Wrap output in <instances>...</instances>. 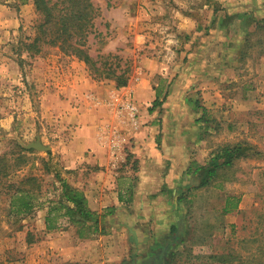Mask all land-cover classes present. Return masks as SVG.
I'll list each match as a JSON object with an SVG mask.
<instances>
[{
  "label": "rangeland",
  "instance_id": "1",
  "mask_svg": "<svg viewBox=\"0 0 264 264\" xmlns=\"http://www.w3.org/2000/svg\"><path fill=\"white\" fill-rule=\"evenodd\" d=\"M224 1L234 6L235 0ZM93 2L100 15L86 46L93 59L103 56L97 66L107 59L117 73L126 68L129 81L145 78L153 89L162 87L161 104L175 93L181 102L194 105L207 120L200 127L204 162L219 145L237 141H247L257 151L207 187L188 191V231L170 253L169 264H264V4L248 17L234 15L235 8L221 0ZM254 17L260 20L252 29ZM36 19L33 0H0V170L7 168V176L0 174V264H110L109 244L99 239L112 232L106 216L100 218L105 234L89 238H79L67 218L58 220V229H46L47 211L59 205L62 193L56 174L77 187L71 184L73 172L60 166L57 152L67 129L53 109L57 103L45 96L56 89L51 75L61 65L77 70V63L95 81L113 91L119 88L115 79L94 76L57 45L28 52L24 44L35 35ZM243 34L245 44L237 53L235 40ZM255 89L260 95L248 97L247 91ZM216 92L221 102L213 98ZM207 93L212 94L208 102ZM175 101L171 110L180 105ZM184 122L192 125L188 118ZM26 176L39 183L33 209L10 213L7 185H18ZM228 197L239 199L238 207L223 213ZM109 208L97 213L106 214Z\"/></svg>",
  "mask_w": 264,
  "mask_h": 264
},
{
  "label": "crops",
  "instance_id": "2",
  "mask_svg": "<svg viewBox=\"0 0 264 264\" xmlns=\"http://www.w3.org/2000/svg\"><path fill=\"white\" fill-rule=\"evenodd\" d=\"M221 1L226 7L235 8L234 15L250 16L264 4V0L245 4L244 0H235L233 6ZM259 20L254 17V22ZM252 22L253 29L256 22ZM245 35L235 40L237 53L243 50ZM76 65L77 70L61 65V70L51 75V84L56 89L45 96L49 102L57 103L53 109L63 129H67L63 143L57 148L60 166L73 172L71 184L85 194L93 211L111 207V214L104 218L112 229L111 235L99 237L109 244L106 252L110 264H169L170 253L188 231L186 196L196 185L189 167L192 161L199 164L205 161L200 127L206 117L196 113L194 105L181 102V97L169 92L160 105L164 110L156 111L157 107H153L156 91L150 80L143 78L133 83L130 79L127 86L114 90H133L141 107V127L131 134V141L114 168L113 157L100 139L104 126L116 123L114 111L104 103L113 88L95 81L81 63ZM255 90L247 91L248 97L257 98L261 91ZM211 95H205L207 102ZM214 95L221 102V96L217 92ZM93 97L101 104L96 105ZM174 101L180 105L171 110L169 105ZM250 101L253 102L251 98L247 100ZM186 118L192 125L184 122ZM118 168L121 171L115 170Z\"/></svg>",
  "mask_w": 264,
  "mask_h": 264
},
{
  "label": "trees",
  "instance_id": "3",
  "mask_svg": "<svg viewBox=\"0 0 264 264\" xmlns=\"http://www.w3.org/2000/svg\"><path fill=\"white\" fill-rule=\"evenodd\" d=\"M33 3L37 19L34 25V37L29 43L24 44L28 52L36 54L44 46L57 45L68 55L75 56L85 63L89 70L94 73V76L101 77L104 74L105 77L116 80L117 88L127 86L129 77L126 76V72H128L126 68L117 73L116 66L113 68L110 64H107V59L103 66H97V62L103 56L97 55L96 59H93L88 53V47L86 46L88 38L91 34L96 33L94 19L100 15L99 8L93 0H33ZM161 89L162 87L154 88L156 100L153 107L161 105V101L159 102ZM20 151L25 150L20 148ZM256 152L254 146L247 141L219 145L210 153V157L206 162L203 164L193 162L190 165V172L198 179L194 188L207 187L210 183L223 177L224 171L228 172L236 162L253 156ZM0 174L2 177L7 176V168L0 170ZM55 177L61 183L62 193L58 201L59 205L50 207L47 211L45 217L46 229L48 231L58 229L60 227L57 224L58 220L67 218L71 224L78 228L79 238L105 234V228L101 224L100 218L110 215L111 209H108L106 214H98L89 207L88 200L80 189L74 188L60 179L59 174H56ZM37 181L38 179L34 176H26L19 181L18 185H7L6 196L10 213H27L33 209L32 200L35 198V188H38L39 184ZM238 202L239 199L226 198L223 213H229L237 209ZM61 210L64 212H60Z\"/></svg>",
  "mask_w": 264,
  "mask_h": 264
},
{
  "label": "built area",
  "instance_id": "4",
  "mask_svg": "<svg viewBox=\"0 0 264 264\" xmlns=\"http://www.w3.org/2000/svg\"><path fill=\"white\" fill-rule=\"evenodd\" d=\"M92 100L96 105L101 104L95 97ZM104 103L109 110L114 111L116 123L104 126L100 133V139L112 155V166L115 168L124 148L130 143L131 134L137 132L141 127V110L134 102L132 89H126L123 92L114 90Z\"/></svg>",
  "mask_w": 264,
  "mask_h": 264
},
{
  "label": "water",
  "instance_id": "5",
  "mask_svg": "<svg viewBox=\"0 0 264 264\" xmlns=\"http://www.w3.org/2000/svg\"><path fill=\"white\" fill-rule=\"evenodd\" d=\"M32 147L37 148V149L43 148L40 144H33ZM43 149H45V148H43Z\"/></svg>",
  "mask_w": 264,
  "mask_h": 264
}]
</instances>
